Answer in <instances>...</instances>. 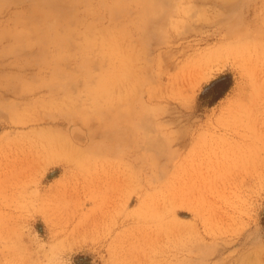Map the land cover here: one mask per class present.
Segmentation results:
<instances>
[{
	"label": "rangeland",
	"instance_id": "obj_1",
	"mask_svg": "<svg viewBox=\"0 0 264 264\" xmlns=\"http://www.w3.org/2000/svg\"><path fill=\"white\" fill-rule=\"evenodd\" d=\"M263 217L264 0H0V264H264Z\"/></svg>",
	"mask_w": 264,
	"mask_h": 264
},
{
	"label": "bare ground",
	"instance_id": "obj_2",
	"mask_svg": "<svg viewBox=\"0 0 264 264\" xmlns=\"http://www.w3.org/2000/svg\"><path fill=\"white\" fill-rule=\"evenodd\" d=\"M128 1H129V0H128ZM29 2H30V1H29ZM85 2H86V1H85ZM104 2H105V1H104ZM123 2H124V0H123ZM126 2H127V1H126ZM143 2H144V0H143ZM145 2H146V1H145ZM31 3H32V2H31ZM58 3H59V2H58ZM72 3H73V2H72ZM156 3H157V2H156ZM69 4H70V2H69ZM100 4H101V3H100ZM103 4H104V3H103ZM128 4H129V3H128ZM136 4H137V3H136ZM154 4H155V3H154ZM108 5H110V4H108ZM115 5H116V4H115ZM122 5H123V4H122ZM126 6H127V5H126ZM173 6H174V5H173ZM173 6H172V7H173ZM2 7H4V6H2ZM88 7H89V6H88ZM123 7H124V6H123ZM127 7H128V6H127ZM145 7H146V6H145ZM152 7H153V4H152ZM154 7H155V6H154ZM89 8H90V7H89ZM89 8H86V9H89ZM120 8H121V7H120ZM124 8H126V7H124ZM146 8H147V7H146ZM148 8H149V7H148ZM165 8H166V7H165ZM173 8H175V7H173ZM1 9H2V8H1ZM140 9H141V7H140ZM144 9H145V8H144ZM144 9H143V10H144ZM155 9H156V8H155ZM90 10H91V9H90ZM90 10H89V11H90ZM143 10H142V11H143ZM147 10H148V9H145L144 12L146 13ZM156 10H159V9H156ZM160 10H161V9H160ZM152 11H153V9H152ZM152 11H151V15H152ZM154 11H155V10H154ZM87 12H88V11H87ZM94 12H95V11H94ZM94 12L92 11V13H94ZM149 12H150V11H149ZM149 12H147V13L149 14ZM157 12H158V11H157ZM44 13H45V12H44ZM71 13H73V12H71ZM126 13H127V12H126ZM138 13H141V12H138ZM160 13H161V12H160ZM162 13H163V12H162ZM162 13H161V14H162ZM154 14H157V15H158V13H156V12H155ZM154 14H153V15H154ZM161 14H159L158 16L160 17ZM134 15H135V14H134ZM157 15H155V17H157ZM167 15H168V14H167ZM138 16H140V15H138ZM141 16H142V15H141ZM143 16H145V14H143ZM148 16L150 17L149 19H151L150 14H149ZM168 16H170V13H169ZM77 17H78V16H77ZM96 17H97V16H96ZM112 17H113V16H112ZM145 17H146V16H145ZM159 17H158V18H159ZM161 17H162V16H161ZM161 17H160V18H161ZM127 18H128V17H127ZM138 18H139V17H138ZM146 18H147V17H146ZM153 18H154V17H153ZM153 18H152V19H153ZM42 19H43V18H42ZM48 19H49V18H48ZM129 19H130V18H129ZM144 19H145V18H144ZM29 20H30V19H29ZM51 20H52V19H51ZM73 20H74V19H73ZM135 20H136V18H135ZM20 21H21V20H20ZM47 21H48V20H47ZM152 21H153V20H152ZM166 21H167V20H166ZM23 22H24V21H23ZM67 23H68V22H67ZM146 23H147V22H145V24H146ZM153 23H154V22H153ZM167 23H168V21H167ZM171 23H172V22H170V24H171ZM151 24H152V23H151ZM155 24H156V23H155ZM172 24H173V23H172ZM60 25H61V24H60ZM147 25H148V23H147ZM160 25H161V24H160ZM149 26H150V25H149ZM151 26H152V25H151ZM156 26H157V25H156ZM163 26H164V25H163ZM145 27H147V26H145ZM145 27H144V28H145ZM152 27H153V26H152ZM65 28H66V27H65ZM136 28H137V26H136ZM148 28H149V27H148ZM156 28H157V27H156ZM165 28H166V27H165ZM23 29H24V28H23ZM33 29H35V28H33ZM36 29H37V28H36ZM138 29H139V27H138ZM162 29H163V27L161 28V30H160V28H159V32L161 31V32H160V35H161V33L164 31V29H163V30H162ZM92 30H93V29H92ZM146 30H147V29H146ZM16 31H17V30H16ZM16 31H15V32H16ZM27 31H28V30H27ZM87 31H88V30H87ZM122 31L124 32V30H122ZM141 31H142V29H141ZM15 32H14V33H15ZM30 32H32V31H30ZM90 32H91V31H90ZM84 33H85V32H84ZM87 33H88V32H87ZM108 33H109V32H108ZM124 33H125V32H124ZM141 33H142V32H141ZM85 34H86V33H85ZM143 34H144V33H143ZM143 34H142V35H143ZM13 35H14V34H13ZM144 35H145V34H144ZM162 35H163V34H162ZM162 35H161V36H162ZM58 36H60V35L58 34ZM61 36H62V35H61ZM122 36H123V34H122ZM163 37H164V35L162 36V38H163ZM125 38H126V37H125ZM75 39H76V38H75ZM144 40H145V39H144ZM109 41H110V40H109ZM27 42H28V41H27ZM67 42H68V41H67ZM136 42H137V41H136ZM140 42H141V41H140ZM22 43H23V42H22ZM34 43H36V41H35ZM129 43H130V42H129ZM131 43H132V42H131ZM27 44H28V43H27ZM64 44H65V43H64ZM107 44H108V43H107ZM140 44H141V43H140ZM14 45H15V44H14ZM110 45H111V44H110ZM16 46H17V45H16ZM16 46H15V48H16ZM76 46H77V45H76ZM136 46H138V45H136ZM80 47H81V46H80ZM90 48H91V47H90ZM135 48H136V47H135ZM85 49H86V48H85ZM88 49H89V48H88ZM69 50L71 51V49H69ZM74 50H75V49H74ZM128 50H129V49H128ZM35 51H36V50H35ZM57 51H58V50H57ZM62 52H63V51H62ZM62 52H61V53H62ZM43 53L45 54V52H43ZM46 54H47V53H46ZM90 54H91V52H90ZM125 54H126V53H125ZM54 55H55V54H54ZM61 55H62V54H61ZM67 56H68V55H67ZM42 58H43V57H42ZM65 58H66V56H65ZM46 59H47V58H46ZM127 61H128V59H127ZM130 62H131V61H130ZM87 64H88V63H87ZM84 66H85V65H84ZM86 66H87V65H86ZM100 74H101V73H100ZM57 76H58V75H57ZM64 77H65V76H64ZM105 77H106V76H105ZM105 77H103V78H105ZM103 78H102V79H103ZM52 80L54 81V79H52ZM101 81H102V80H101ZM103 81H104V80H103ZM54 83H56V82L54 81ZM56 84H57V83H56ZM104 86H105V85H104ZM102 91H103V90H102ZM89 112H90V111H89ZM259 129H260V128H259ZM261 164H262V163H261ZM262 174H263V173H262ZM257 177H258V176H257Z\"/></svg>",
	"mask_w": 264,
	"mask_h": 264
},
{
	"label": "trees",
	"instance_id": "obj_3",
	"mask_svg": "<svg viewBox=\"0 0 264 264\" xmlns=\"http://www.w3.org/2000/svg\"><path fill=\"white\" fill-rule=\"evenodd\" d=\"M263 222H264V217H263Z\"/></svg>",
	"mask_w": 264,
	"mask_h": 264
}]
</instances>
